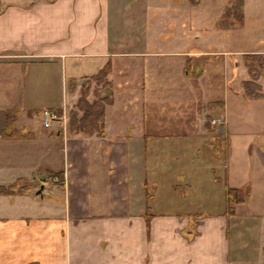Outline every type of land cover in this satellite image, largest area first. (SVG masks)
Returning a JSON list of instances; mask_svg holds the SVG:
<instances>
[{"label": "crops", "instance_id": "obj_1", "mask_svg": "<svg viewBox=\"0 0 264 264\" xmlns=\"http://www.w3.org/2000/svg\"><path fill=\"white\" fill-rule=\"evenodd\" d=\"M202 1L0 0V184L29 183L0 194L26 206L0 214V264H263L264 85L246 95L243 54L264 47L170 48ZM84 82L112 98L103 135L64 128Z\"/></svg>", "mask_w": 264, "mask_h": 264}, {"label": "rangeland", "instance_id": "obj_2", "mask_svg": "<svg viewBox=\"0 0 264 264\" xmlns=\"http://www.w3.org/2000/svg\"><path fill=\"white\" fill-rule=\"evenodd\" d=\"M245 2V0H203L201 7L196 10L197 17L201 16V26L193 25L189 31H184L182 28H179L178 31L174 30L176 24H170L171 31L170 33L160 34V37L167 38L170 37V48L179 47L182 40L186 39L190 44L194 43L195 46L202 44V47L208 48H225L226 50H249V49H258L264 47V0H247L246 7V16L245 21V4L241 8L240 2ZM201 2V1H200ZM193 14V13H192ZM244 14V17L241 18V15ZM193 16V15H192ZM193 22V20H192ZM173 26V27H172ZM187 27H189L187 25ZM198 37H194L191 34L195 33ZM150 33L146 31H139L137 33V39L139 42H143L146 38L147 41L144 47L145 49H152L156 47L154 41L150 39ZM186 36L183 38V36ZM242 56L238 54L237 57ZM203 58H208L209 56H202ZM231 57V56H230ZM262 59H264V54H262ZM244 60V59H243ZM260 75L258 82L261 83L262 87L264 85V68L259 69ZM250 77V74H249ZM89 82H92L89 80ZM98 85H102L103 88L109 90V86L104 83L103 80L96 81ZM85 84V82L83 83ZM87 86L86 84L84 85ZM97 87V86H96ZM100 89V88H98ZM104 89V90H105ZM97 91V90H96ZM261 92V91H259ZM79 99V98H78ZM77 99V101H78ZM77 103V102H76ZM76 103L73 108L70 109L67 113V117H62L64 120V128L69 129L70 116L72 111L76 109ZM175 112H171V118L175 116ZM44 116V115H43ZM63 116V115H62ZM66 118V120H65ZM45 119V118H44ZM57 119V118H56ZM70 131V129H69ZM50 176L55 173L54 171L48 170ZM47 174H45V177ZM52 177V176H51ZM51 177L49 179H51ZM60 179V176H58ZM45 183L47 190L50 189L51 183L46 182H35L31 185V194H34L36 189H39L41 184ZM29 183L20 184L17 183L16 189L20 187H28ZM38 184V187H36ZM51 198L49 195L46 196V199ZM26 205V204H25ZM0 203V214H13L14 212H20L25 209L26 206H15L11 209Z\"/></svg>", "mask_w": 264, "mask_h": 264}, {"label": "trees", "instance_id": "obj_3", "mask_svg": "<svg viewBox=\"0 0 264 264\" xmlns=\"http://www.w3.org/2000/svg\"><path fill=\"white\" fill-rule=\"evenodd\" d=\"M201 0H191L192 3L198 4ZM241 8L244 7V2H240ZM244 17V14L241 15V18ZM244 63L248 68L250 78L243 81V87L245 89V93L248 97H260L262 93L259 92L262 90L261 84L258 82L259 80V69L264 68V59H262L261 53H244L243 54ZM110 71V67L107 65L103 68L97 75L93 77L96 81L103 80L105 84L109 85L110 82L107 80V74ZM83 84L81 89V95L76 103L75 111H72L69 122V129L71 133H83L86 135L98 134L103 135L105 133V109L106 104L112 101L110 95H105L103 97H97L93 101L88 99L90 86H84ZM13 114V115H12ZM16 111L9 112L8 114V126L12 129V119L15 117ZM8 131L6 135L11 136V133ZM52 177L59 176L60 172L52 173ZM17 182L2 185L0 184V194L2 195H15L18 192H23L24 188L21 187L19 190H16ZM241 189L238 188H228V200L229 204L232 202H241L243 199L240 197ZM239 195V196H238ZM234 209L231 205H229V213H233ZM264 254V249H263ZM264 264V261H263Z\"/></svg>", "mask_w": 264, "mask_h": 264}, {"label": "built area", "instance_id": "obj_4", "mask_svg": "<svg viewBox=\"0 0 264 264\" xmlns=\"http://www.w3.org/2000/svg\"><path fill=\"white\" fill-rule=\"evenodd\" d=\"M43 115L45 118V123L44 125L46 127H49L52 123L53 120H55L56 118H58L56 111L52 110V109H45L43 111ZM213 122L215 123L216 120L214 119Z\"/></svg>", "mask_w": 264, "mask_h": 264}, {"label": "water", "instance_id": "obj_5", "mask_svg": "<svg viewBox=\"0 0 264 264\" xmlns=\"http://www.w3.org/2000/svg\"><path fill=\"white\" fill-rule=\"evenodd\" d=\"M43 188H44V184H42L41 186H40V188L37 190V194H43L42 192H43Z\"/></svg>", "mask_w": 264, "mask_h": 264}]
</instances>
